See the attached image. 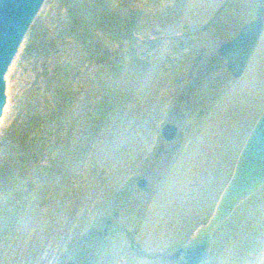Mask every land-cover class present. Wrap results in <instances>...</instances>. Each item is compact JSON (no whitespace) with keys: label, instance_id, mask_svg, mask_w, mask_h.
Segmentation results:
<instances>
[{"label":"rangeland","instance_id":"374dc122","mask_svg":"<svg viewBox=\"0 0 264 264\" xmlns=\"http://www.w3.org/2000/svg\"><path fill=\"white\" fill-rule=\"evenodd\" d=\"M256 16L233 76L218 47ZM5 81L0 264H177L264 107V2L44 0ZM203 264H264V184Z\"/></svg>","mask_w":264,"mask_h":264},{"label":"water","instance_id":"95a60500","mask_svg":"<svg viewBox=\"0 0 264 264\" xmlns=\"http://www.w3.org/2000/svg\"><path fill=\"white\" fill-rule=\"evenodd\" d=\"M44 0H0V116L6 102L5 74ZM264 2V0H258ZM263 30L262 16L243 24L238 33L223 41L218 51L226 60L233 76H239L247 66ZM177 132L173 122L161 126L165 139H172ZM145 176L136 183L151 192ZM264 184V107L251 126L236 157L232 172L221 189L213 211L177 245V264H203L210 254L216 233L231 216L241 201L252 195ZM113 215L117 214L114 209ZM106 219L104 234L107 224ZM66 264H72L67 261Z\"/></svg>","mask_w":264,"mask_h":264},{"label":"trees","instance_id":"16d2710c","mask_svg":"<svg viewBox=\"0 0 264 264\" xmlns=\"http://www.w3.org/2000/svg\"><path fill=\"white\" fill-rule=\"evenodd\" d=\"M44 54H46L45 53V51H43L42 50V53L40 54V55H44ZM52 122L53 121H50L49 120V116H48V114H47V112L45 113V116H44V125L42 126V131L44 130H46V128L47 127H49V125H51L52 124ZM32 125H34V126H31L25 133H21V135L20 136H25L26 138H29V139H32L31 137H33L36 133H37V130H36V127H38L37 125H35V123H32ZM38 129V128H37ZM44 131H43V133H44ZM39 132H40V128H39ZM18 135V134H17ZM12 136H14L13 134H12ZM17 138V136H14L11 140H13V143H14V141H15V139ZM35 138V136L33 137V139ZM27 140V139H26ZM28 141V140H27ZM18 142V141H17ZM28 146V145H27Z\"/></svg>","mask_w":264,"mask_h":264},{"label":"flooded vegetation","instance_id":"af4514ba","mask_svg":"<svg viewBox=\"0 0 264 264\" xmlns=\"http://www.w3.org/2000/svg\"><path fill=\"white\" fill-rule=\"evenodd\" d=\"M177 130H178V129H177ZM113 210H114V209H113ZM110 220H111V219H110ZM110 222H111V221H110ZM110 222H109V223H110ZM105 223H106V221H105ZM109 223H108V224H109ZM108 224H107V225H108ZM106 228H107V227H106ZM103 231H104V230H103ZM106 232H107V229H106ZM103 234H104V233H103ZM105 234H106V233H105Z\"/></svg>","mask_w":264,"mask_h":264},{"label":"bare ground","instance_id":"6f19581e","mask_svg":"<svg viewBox=\"0 0 264 264\" xmlns=\"http://www.w3.org/2000/svg\"><path fill=\"white\" fill-rule=\"evenodd\" d=\"M5 92H6V89H5ZM4 108V107H3Z\"/></svg>","mask_w":264,"mask_h":264}]
</instances>
